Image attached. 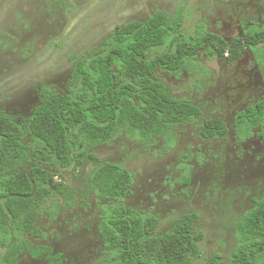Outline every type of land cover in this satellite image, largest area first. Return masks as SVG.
<instances>
[{"label":"rangeland","instance_id":"rangeland-1","mask_svg":"<svg viewBox=\"0 0 264 264\" xmlns=\"http://www.w3.org/2000/svg\"><path fill=\"white\" fill-rule=\"evenodd\" d=\"M156 11L169 17L182 11L185 34L201 24L228 42L247 27L264 25V0H0V114L22 125L43 88L64 93L72 87L75 60L87 59L116 26L145 22ZM205 52L175 75L157 72L175 97L201 108V119L173 127L149 143L119 135L94 152L133 175L132 197L124 203L155 215L158 235L193 212L195 230L203 235L201 258L193 264H229L234 229L251 200L264 192L261 129L247 134L234 128L236 115L264 97V63H257L251 51L233 63L209 59ZM214 118L224 120L227 137L202 139V121ZM90 169L85 164L66 172L75 200L67 206L61 200L52 203V210L58 206L56 218L43 213L36 223L40 236L24 237L31 247L49 253H23L18 264L110 261L112 254L96 230L100 205L106 202L84 189Z\"/></svg>","mask_w":264,"mask_h":264},{"label":"trees","instance_id":"trees-1","mask_svg":"<svg viewBox=\"0 0 264 264\" xmlns=\"http://www.w3.org/2000/svg\"><path fill=\"white\" fill-rule=\"evenodd\" d=\"M183 29L182 11L173 17L156 11L145 22L116 26L87 59L74 61L67 92L43 88L22 125L0 114V264H18L23 253H49L31 247L24 237L40 236L36 223L43 213L56 218L58 206L52 210V203L61 200L67 206L75 200L66 172L85 164L91 166L85 191L106 202L96 225L112 254L105 264H193L201 258L203 235L195 230V213H184L158 235L155 215L124 203L132 197L133 175L94 152L119 135L149 143L202 118L199 106L175 97L158 79L159 70L175 75L205 50L209 59L227 63L251 51L257 63H264V25L247 27L229 42L201 24L191 34ZM234 128L247 134L259 128L264 137V97L236 115ZM227 133L221 118L203 120L200 126L204 140L225 139ZM251 202L234 229L229 264L264 263V192Z\"/></svg>","mask_w":264,"mask_h":264}]
</instances>
